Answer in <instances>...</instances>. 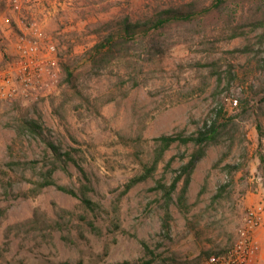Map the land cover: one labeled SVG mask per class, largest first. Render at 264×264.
<instances>
[{
  "label": "rangeland",
  "instance_id": "1",
  "mask_svg": "<svg viewBox=\"0 0 264 264\" xmlns=\"http://www.w3.org/2000/svg\"><path fill=\"white\" fill-rule=\"evenodd\" d=\"M214 1L56 0L50 7L55 27L44 31L57 38L72 76L62 71L59 85L39 99L0 101V264H198L232 245L246 208L264 205V0ZM6 3L0 1V25L5 14L16 26L29 24V12ZM167 9L192 16L134 43L98 74L92 70L86 51L96 29L123 18L153 20ZM38 23L44 29L45 21ZM216 114L220 135L191 173L185 206L177 199L183 178L178 182L165 230L164 196L155 186L171 182L192 144L174 142L152 177L123 192L125 184L152 160L154 137L193 134ZM38 116L45 137L88 175L93 209L54 186L33 190L39 168L21 163L39 167L52 157L13 125ZM68 169L53 178L77 189L83 179L72 162Z\"/></svg>",
  "mask_w": 264,
  "mask_h": 264
},
{
  "label": "trees",
  "instance_id": "2",
  "mask_svg": "<svg viewBox=\"0 0 264 264\" xmlns=\"http://www.w3.org/2000/svg\"><path fill=\"white\" fill-rule=\"evenodd\" d=\"M223 1L225 0H215V3H213L212 6L217 7ZM191 16L190 12L185 13L173 9H167L158 14L153 20L146 19L145 21H130L128 18H123L119 21H106L103 27L96 29L98 39L86 51V57L90 67L98 74L114 59L128 54L134 43L144 41L146 37L164 28L173 21L187 20L191 18ZM61 69L66 77L68 76L71 78L72 73L66 64L61 63ZM222 127L223 124L219 123L216 114L212 120H205L202 126L193 134H162L154 137L153 141L155 142V147L152 160L148 163L142 164V171L128 180L123 192L129 190L133 185L152 177L165 151H167L174 142L184 145L191 143L193 146L192 151L187 155L186 161L179 166L177 174L174 175L171 182L168 185L158 182L155 186V188L162 191L164 196L162 227L165 230H168L171 218L169 203L172 200V194L176 191L178 182L183 178L182 186L177 194V199L180 205L185 206L186 192L190 182L191 173L195 168L196 163L205 155L207 146L217 141ZM13 128L17 135L26 132L41 140L52 157L51 160L45 161L39 167L37 164L38 161L36 160H27L21 163L26 168H39V180L34 182L35 187L33 190L39 191L44 187L54 186L63 192L77 197L82 205L88 209H93L96 206V203L88 196V192L92 191V187L85 170L75 159H73L69 151L61 150L59 145L45 137L43 131L44 128L41 123V116H38L36 119L30 118L20 120L17 124L13 125ZM69 162L74 164L83 179V181H80L77 189L57 184L53 178L54 172L58 169L65 173H70L68 169ZM7 164H14V162L10 161ZM221 186L223 188L225 184H222ZM150 263V259H145L135 264ZM124 264L130 263L125 261Z\"/></svg>",
  "mask_w": 264,
  "mask_h": 264
},
{
  "label": "built area",
  "instance_id": "3",
  "mask_svg": "<svg viewBox=\"0 0 264 264\" xmlns=\"http://www.w3.org/2000/svg\"><path fill=\"white\" fill-rule=\"evenodd\" d=\"M42 0H8L17 13L30 12ZM0 30L2 55L0 67V101L36 100L55 89L61 79V58L57 38L45 32L38 21L31 20L26 29L3 15ZM233 103H236L233 100ZM264 223V205H249L241 218L233 243L225 250L205 255L198 264H258L260 244L256 230Z\"/></svg>",
  "mask_w": 264,
  "mask_h": 264
},
{
  "label": "crops",
  "instance_id": "4",
  "mask_svg": "<svg viewBox=\"0 0 264 264\" xmlns=\"http://www.w3.org/2000/svg\"><path fill=\"white\" fill-rule=\"evenodd\" d=\"M43 2L45 3V5H47L48 8L43 6ZM55 3H56V0H42L41 7H38V8L33 7V8H31V10L29 12L31 20L39 21L41 19V21H42V19H43L45 21V24L43 25V28H44L43 30H45V31L53 30L55 27L54 9L52 11L50 10V7L51 8L54 7ZM6 5H7V3H6ZM15 19H16V17H15ZM16 22H17V26L19 28L26 29L24 24H20L19 20L18 21L16 20ZM0 26L2 28V25H0ZM263 225H264V223L260 227H258L256 230V237L259 241L262 240V234H263V228L262 227H263Z\"/></svg>",
  "mask_w": 264,
  "mask_h": 264
}]
</instances>
